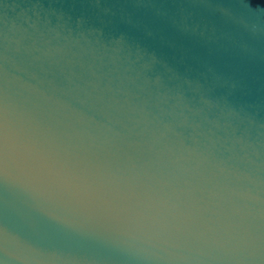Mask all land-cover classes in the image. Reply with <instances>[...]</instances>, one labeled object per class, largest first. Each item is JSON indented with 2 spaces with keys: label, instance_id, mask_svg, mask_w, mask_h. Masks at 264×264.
<instances>
[{
  "label": "water",
  "instance_id": "1",
  "mask_svg": "<svg viewBox=\"0 0 264 264\" xmlns=\"http://www.w3.org/2000/svg\"><path fill=\"white\" fill-rule=\"evenodd\" d=\"M0 264H264V0H0Z\"/></svg>",
  "mask_w": 264,
  "mask_h": 264
}]
</instances>
